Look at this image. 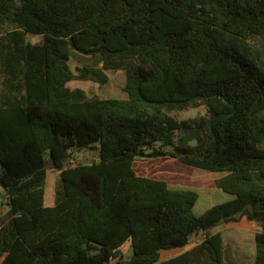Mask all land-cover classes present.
<instances>
[{
  "label": "trees",
  "instance_id": "16d2710c",
  "mask_svg": "<svg viewBox=\"0 0 264 264\" xmlns=\"http://www.w3.org/2000/svg\"><path fill=\"white\" fill-rule=\"evenodd\" d=\"M109 71L126 98L68 86ZM83 149L97 160L68 162ZM162 158L233 197L196 215V190L137 172ZM0 191L1 264H223L209 230L233 222L261 227L264 264V0H0Z\"/></svg>",
  "mask_w": 264,
  "mask_h": 264
},
{
  "label": "rangeland",
  "instance_id": "374dc122",
  "mask_svg": "<svg viewBox=\"0 0 264 264\" xmlns=\"http://www.w3.org/2000/svg\"><path fill=\"white\" fill-rule=\"evenodd\" d=\"M31 42L40 40L37 36L30 35ZM71 66L75 70L77 62L71 61ZM109 81L105 85H100L91 80L74 79L68 83L70 88H82L87 95L97 96L101 98H126L127 93L124 90L125 73L123 71H109ZM206 113V108L200 106L198 108H188L177 112L180 119H188ZM85 160L86 162H95L97 160V152L83 149L80 152H74L70 156L68 162H75L77 159ZM74 159V160H73ZM136 169L139 174L161 177L167 179L172 187L175 188H190L199 193L198 202L194 208L196 215H200L215 204L231 199L233 196L225 193L215 186V180L222 176L220 173L208 172L197 168L185 166L173 158L162 159H147L139 160L136 163ZM60 171L49 168L47 171V179L45 184V203L51 205L54 200L55 187L59 178ZM4 198L0 191V216L4 217L7 214V206L2 204ZM243 221L246 220L243 218ZM260 227L250 228V225L233 222L230 224L221 223L209 230L210 233L221 232L224 239V263L223 264H255L256 247L255 234ZM204 233L200 232L195 236L189 245L184 248L162 251V258H169L183 253L198 244L203 238ZM126 250V259L131 254V243L124 246Z\"/></svg>",
  "mask_w": 264,
  "mask_h": 264
},
{
  "label": "water",
  "instance_id": "95a60500",
  "mask_svg": "<svg viewBox=\"0 0 264 264\" xmlns=\"http://www.w3.org/2000/svg\"><path fill=\"white\" fill-rule=\"evenodd\" d=\"M190 142H191V145H196L197 144V140L196 139L191 140ZM69 159H70V156L68 157L67 160H69ZM2 197L5 199V196H2Z\"/></svg>",
  "mask_w": 264,
  "mask_h": 264
},
{
  "label": "crops",
  "instance_id": "0c3cea01",
  "mask_svg": "<svg viewBox=\"0 0 264 264\" xmlns=\"http://www.w3.org/2000/svg\"><path fill=\"white\" fill-rule=\"evenodd\" d=\"M46 204V203H45ZM261 228V227H260ZM261 230V229H260ZM260 230H257V231H260ZM257 231H255V232H257ZM170 258V257H169ZM224 258H225V255H224ZM165 259H167V258H165ZM3 261V257H1L0 256V264H1V262Z\"/></svg>",
  "mask_w": 264,
  "mask_h": 264
}]
</instances>
